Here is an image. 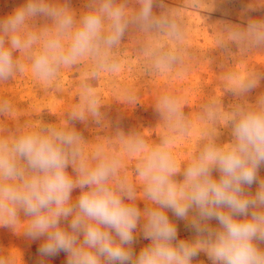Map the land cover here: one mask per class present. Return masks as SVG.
Returning <instances> with one entry per match:
<instances>
[{
    "label": "clouds",
    "instance_id": "clouds-1",
    "mask_svg": "<svg viewBox=\"0 0 264 264\" xmlns=\"http://www.w3.org/2000/svg\"><path fill=\"white\" fill-rule=\"evenodd\" d=\"M39 17L46 22L37 25ZM130 27L149 36L183 38L179 14L163 0H87L79 18L69 0H27L0 19V82L23 73L26 63L45 84L81 62L92 65L82 79L79 103L62 122L26 124L14 132L0 127V226L44 238L39 253L65 252L66 264H192L201 251L212 264H264V248L258 246L264 243V178L258 174L264 166V94L228 112L217 101L206 104L199 146L183 162L173 143L187 136L193 123L181 99L170 94L156 105L166 126L159 143L117 128L120 151L102 144L89 149L74 127L89 118L102 121L103 101L89 81L119 68L115 50ZM223 30L242 47H264V20L248 19L243 28L226 24ZM151 56L157 70L182 63L163 47L153 48ZM260 79L255 72L224 77L226 90L241 99ZM11 111L7 100L0 101V115ZM218 124L230 128V142H219ZM126 157L135 161L134 178L126 171ZM254 183L253 194L246 188ZM75 189L80 194L73 200ZM138 199L147 202L143 211ZM166 210L188 222L195 240L178 239ZM138 225L150 243L137 255L132 246ZM0 264L7 261L0 258Z\"/></svg>",
    "mask_w": 264,
    "mask_h": 264
},
{
    "label": "rangeland",
    "instance_id": "rangeland-1",
    "mask_svg": "<svg viewBox=\"0 0 264 264\" xmlns=\"http://www.w3.org/2000/svg\"><path fill=\"white\" fill-rule=\"evenodd\" d=\"M26 2L0 0V19H5ZM59 2L63 3L64 0ZM163 3L179 14L183 38L174 40L166 35L149 36L129 28L115 50L119 68L116 71H102L99 78L89 81L99 90L103 101L100 109L103 113L102 121L97 124L89 118L87 122H74V127L83 135L89 149L102 144L110 150L120 151L116 141L117 128L125 135L144 133L149 144L159 143L166 126L156 105L160 96L170 94L181 99L183 112L193 123L189 134L179 136L173 143L178 161L183 162L199 146L201 117L205 115L206 104L217 101L222 111L228 112L232 105L244 100L255 103L264 94V47H242L231 41L228 33L223 30L226 24L243 28L248 19L264 20V0H163ZM86 4L87 0H69V6L77 18L86 11ZM130 6L136 5L133 2ZM153 11L159 14L161 9L154 7ZM45 22L42 17L36 20L37 25ZM156 47H163L179 55L182 63L174 65L171 70H157L151 56ZM91 67V61L81 62L65 69L57 81L45 84L33 74L30 64L26 63L23 73L14 75L7 82H0V101L7 100L12 107L10 113L0 115V127L14 132L26 124H59L67 118L72 106L79 103L80 85ZM230 72H255L260 74L261 79L258 86L241 99L226 90L224 77ZM128 96L133 99L129 101ZM217 127L220 132L219 142H230V128L219 124ZM134 165V159L126 157V171L133 178ZM68 171L72 172L71 167ZM258 174L264 178V166ZM213 176L218 178L219 173L214 171ZM176 179L181 180L182 176L178 175ZM257 187L254 183L246 190L254 194ZM79 194L80 190L75 189L73 200ZM136 203L141 211L147 204L142 199ZM166 214L177 227L178 239L195 240L197 234L188 226L187 221L177 219L170 210H166ZM20 219H27L23 212L20 213ZM62 223L67 226V222ZM210 224L218 227L215 220L210 221ZM135 237L132 247L138 255L150 241L143 238L139 225ZM43 239L33 240L10 227L0 226V258L5 259L7 264H66L65 252L51 257L39 253ZM258 246L264 248V243ZM192 264H212V261L201 251Z\"/></svg>",
    "mask_w": 264,
    "mask_h": 264
}]
</instances>
